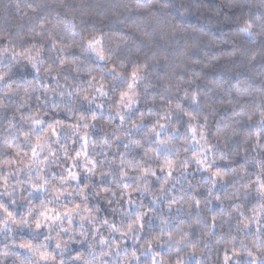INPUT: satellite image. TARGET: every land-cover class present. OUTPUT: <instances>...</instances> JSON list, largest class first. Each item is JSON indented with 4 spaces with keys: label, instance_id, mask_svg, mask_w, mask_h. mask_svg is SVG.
<instances>
[{
    "label": "clouds",
    "instance_id": "clouds-1",
    "mask_svg": "<svg viewBox=\"0 0 264 264\" xmlns=\"http://www.w3.org/2000/svg\"><path fill=\"white\" fill-rule=\"evenodd\" d=\"M0 264H264V0H0Z\"/></svg>",
    "mask_w": 264,
    "mask_h": 264
}]
</instances>
